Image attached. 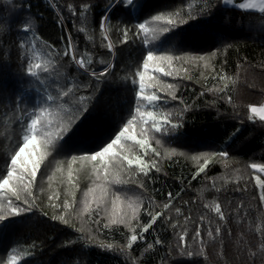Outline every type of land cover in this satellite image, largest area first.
<instances>
[{"label": "snow or ice", "instance_id": "obj_1", "mask_svg": "<svg viewBox=\"0 0 264 264\" xmlns=\"http://www.w3.org/2000/svg\"><path fill=\"white\" fill-rule=\"evenodd\" d=\"M225 5H231V8L225 9ZM98 7L99 0H77L67 5L74 22L98 24L99 47L107 49L110 60L103 57L97 60L93 52L88 50L81 52L80 43L73 39L71 31L60 37L64 41L63 48L56 46L59 41L42 39L38 35L37 18L30 14L20 15L28 11L22 3L6 19L0 17V105L4 109L0 115H5L6 122H12L15 136L14 143L12 138L9 139L12 147L4 156L5 166L0 168V234L23 222L28 215H34L38 209L36 189L39 187L38 176L46 174L44 167L47 165L42 164L45 157L48 160L61 156L67 159L69 153H74L68 161L69 186L64 193L71 197V202L65 200L62 206L64 211H59L61 205L55 203L53 207L59 214H53L51 220L74 227L67 218L68 209L71 208L81 220L86 218L90 227L87 230L83 226L75 228L79 234L76 240L65 241L63 247L79 242L83 250L96 247L118 253L124 256L125 264H149L147 259L141 258L161 245L162 240L157 235L152 243H148L146 234L163 220L171 227L176 240L175 246L169 245V253L177 251L179 256L188 257L190 264H209V248L217 245L220 249L217 264H264V212H258L247 225L253 236L258 238V244L244 239L243 231L233 242L236 233L230 226L232 216L239 218L236 221L238 225H244V218L249 216L251 206L246 208L241 200L234 210L226 213L219 196L222 192L225 195L243 194L254 181L253 190L259 192L258 203L264 205V162L246 165L243 172H247V176L236 169V185L231 193L226 190L230 183L227 177L222 178L224 183L221 187H217L216 178H211L210 188L215 190L217 196L205 202L197 216H193L190 207L187 215L182 212L181 208L188 206L189 201H183L181 207L175 206L174 201L180 199L183 188L175 197L169 191L167 202L161 206L154 195H148L146 186L153 170L155 173L162 171L160 149L166 142L178 141L183 137L186 116L201 108L195 99L189 104L178 94L179 84L158 87L147 81H158L160 73L164 77L190 80L191 76L180 77L175 68L177 64L211 67L215 75L205 78L203 90L197 97L211 93L214 98L206 101L203 107L216 108L218 116L220 101L232 106V118L239 120L242 127L245 118L235 111L238 105L233 98L238 76L233 79L224 72L228 63L226 58L219 72L214 67L222 51L227 57L232 45L222 44V47L207 51L204 47H197L195 42L202 39V33L210 25L220 24L225 28L233 26L229 15L220 19L222 11L240 14L235 27L264 34V0H240L238 3L235 0H203L202 4L195 6L186 4V0H162L158 6L148 3V0H107L99 13ZM0 11H3L2 6ZM57 23L63 30V19H58ZM85 31L84 27L77 29L78 33ZM113 32L117 36L116 43L111 38ZM223 36V31L219 28L215 30L214 39L222 41ZM7 37H13V40L6 49L5 44L9 43ZM86 39L93 42L95 47L92 36H86ZM117 44L122 47L118 49ZM125 48L135 50V55L129 53L121 69L128 74L120 80L109 82L108 78L115 70L117 51L123 55ZM13 51L18 61L15 76L19 87L9 91L3 79L12 66ZM244 62H247L246 57ZM237 67H241V64L238 63ZM260 67L264 69V65ZM209 80L216 83L208 87ZM105 83L123 87L130 93L124 101L128 108L119 110L116 117H110L112 126L108 129L102 128V122L87 123L89 116L100 111L96 100ZM219 83L224 86L218 87ZM161 92H164L163 96ZM261 94L264 95V89ZM176 101H179V105L169 107ZM246 109V120L256 123L258 118L260 126L264 127V103H249ZM104 114L108 115V112ZM17 127L18 132L15 131ZM241 127L230 134L229 140L221 145L222 148L227 147ZM150 141L156 147H152ZM195 146V138L184 144L188 149ZM165 154H178L196 161L198 167L193 179L200 173H206L207 166L214 158L226 161L229 157L228 151L178 152L176 148L165 149ZM201 160L203 163H199ZM77 161L92 162L91 186L82 194L75 190L79 185L72 181L71 165ZM241 181L244 183L243 188L240 187ZM180 183H183L182 179ZM40 191H44L43 187H40ZM227 203L232 209L233 202ZM42 215L47 216V213ZM120 226L125 231H120ZM116 231H120L126 244L101 239ZM138 241L147 245L141 252V258L132 256ZM230 244L231 256L228 251ZM36 248L37 245L33 243L24 256H34ZM15 251L13 248L9 252L6 264H26V260L12 254Z\"/></svg>", "mask_w": 264, "mask_h": 264}, {"label": "trees", "instance_id": "obj_2", "mask_svg": "<svg viewBox=\"0 0 264 264\" xmlns=\"http://www.w3.org/2000/svg\"><path fill=\"white\" fill-rule=\"evenodd\" d=\"M77 0H0V6L3 7V11H0V17L6 19L15 8H20L21 3L28 11L22 12L20 15H33L37 18L39 24L38 35L49 42H56L57 47L63 48L64 41L60 40V37L66 36L69 31L72 33L74 40H78L80 43V51L85 50L93 52L96 59L99 60L103 57L105 60H110L111 55L107 53V49L103 48L101 51L100 45V31L98 24L83 25L79 21H73L72 14L68 12L67 5L69 3H76ZM107 0H99V7L97 12L99 13L103 8ZM148 3L153 5H159L162 0H148ZM191 3L193 6L202 4L203 0H186V4ZM30 6V8H29ZM186 7V5H185ZM225 9H230L231 6H224ZM151 14H155L152 12ZM225 15H229L233 21L232 27H222L220 24L210 25L203 33L202 39L196 41L197 47H204L207 51L214 50L215 47L222 44H231L227 57L221 53L219 62L214 67L217 72L221 69V63L227 59L228 63L224 67V72L228 77L236 79L238 81L236 85V92L234 93V103L238 105L235 109L241 117H244V124L241 127L239 120L232 118L233 108L227 105L223 101L218 104L219 113L218 116L216 108H204L203 105L206 101L212 100L214 97L211 93H207L203 97H197V94L203 90L205 84V78L215 75L210 68H205L203 64L199 67L195 65H175V68L179 71L180 77L191 76V79H180L179 77H164L163 73L158 74V81H147L152 84H157L158 87H162L166 84H179L178 94L184 98L189 104L195 99L201 108L188 114L186 116V123L182 131L185 133L178 141L166 142L163 148L160 149V165L162 171L155 173L153 170L152 177L146 182L148 189V195H154L156 201L162 206L167 202L166 197L169 191L172 192L173 197L177 192H180L183 188L184 191L181 194L180 199L174 201L176 207H181L183 201H189L188 206L181 208L182 212L187 215L189 207L192 210L193 216H197L202 210V206L205 202L212 201L216 198L217 193L211 189V178H216L217 187H221L224 183V177H227L230 183L226 186L228 193H231L232 188L236 185V169H240L242 172L246 165L253 162H264V127H261L258 118L256 123H252L246 120L247 109L246 105L249 103H263L264 95L261 94L264 89V69L260 66L264 65V34L258 31L249 32L246 29L242 30L235 27V21L239 17L238 12H224L222 11L220 19L223 20ZM63 19L65 27L62 30L60 24L57 23L58 19ZM144 18H147L145 16ZM115 23V20L112 21ZM84 27L86 31L84 33H78L77 29ZM223 31V40L218 38L214 39V32L216 29ZM86 36H92L94 38L95 47L93 42L86 39ZM113 43H116L117 36L113 32L111 35ZM9 43L5 44V48L9 47L13 37L6 38ZM122 46L117 44V48ZM238 49V51H237ZM131 53L135 55V50L131 48H125L123 55L117 51L116 54V66L109 77V82L120 80L127 71H122L124 64L127 62L128 55ZM6 54V53H5ZM247 58V62H244V58ZM67 63V60L65 61ZM240 63L241 67H237ZM18 68V61L16 59L15 51L12 56V66L8 70V75L11 81L8 86H11V91H15L18 87V81L15 76V72ZM185 69L187 71L185 72ZM75 74L74 68L72 69ZM150 75H156L150 73ZM199 81V82H198ZM27 87V81L24 82ZM215 81L209 80L208 87H212ZM218 87H223V83H219ZM87 94V93H84ZM161 96L164 92L160 93ZM130 96V93L123 87L117 88L115 84L110 86L109 83H105L101 86V91L98 94L96 100L97 109L99 112H94L89 116L87 123L102 122V128L108 129L112 126V119L110 117H116L119 110H126L128 104L124 103L125 99ZM179 105V101L174 102L169 107H176ZM3 106L0 105V112H3ZM107 111L108 115L104 112ZM126 115V111H125ZM12 122L9 120L6 122L5 115H0V168L4 167V156L8 150L12 147V143L9 139L12 138V142L15 141L13 129L11 127ZM122 126V124L120 125ZM237 127H241V130L230 140L226 148H222L221 145L229 139L231 133L235 131ZM119 130V127L116 129ZM138 131L139 129H135ZM16 132L19 131L17 127ZM114 135V134H113ZM195 138L196 145L192 149L184 147L185 143H190ZM213 142V143H212ZM152 147H156L154 142H151ZM3 144V145H2ZM39 146V141H37ZM32 146L30 145L29 148ZM176 148L179 151H228L229 157L226 161L216 157L213 159L207 168L206 173H200L196 179H193V173L196 172L198 163L192 161L190 158L179 156L166 155L165 149ZM143 151V150H140ZM2 152V154H1ZM27 154V150L25 155ZM74 153H69L68 158L56 157L52 160H48L45 157L42 164L46 163L44 167L45 175L38 176L39 187L36 189L38 209L34 215H28L26 219L15 225L13 228L7 230L3 234H0V264H6L8 254L13 248L16 251L12 254L20 256L26 260V264H125L124 256L102 251L96 247L83 250V245L77 242L74 245L63 247L64 242L68 240H76L78 233L75 232V228L84 227L86 230L90 227L87 219L81 220L75 212L70 208L68 209V219L74 225H64L59 221H52L51 216L53 214H59L53 207L55 203L61 205L59 211H64L63 204L65 200L71 202V197L65 196V189L68 185V174L70 156ZM139 153H133L137 155ZM92 162H73L72 168V181L73 184L79 185L75 190L82 194L87 190V187L91 186V178L93 172L91 168ZM203 163V161H199ZM227 165V167H225ZM46 169V170H45ZM247 176V172H243ZM51 176V180L49 177ZM125 179L127 177H124ZM183 183H180V180ZM253 184L248 185L247 192L243 194L225 195L224 192L220 193V202L224 205L226 213L235 209L236 204L241 200L244 201L245 207L251 206V211L248 217L244 218V225H238L236 221L239 219L235 215L232 216L230 226L234 229L236 235L233 237V242L243 231L245 232L244 239L258 244L259 240L253 236V232L247 228L248 221L255 218L258 212H264V205L258 203V190H253ZM40 187H43L44 191H40ZM240 187H244L243 181L240 182ZM153 189L157 191L153 192ZM52 197V199H50ZM58 197V199H57ZM253 197H256L253 200ZM228 201H232V209L228 207ZM95 207V205H92ZM79 209H77L78 211ZM46 212L47 216H43L42 213ZM174 213V209H173ZM86 217V214H84ZM167 215V214H166ZM244 210H241V216L243 217ZM182 219V217H181ZM145 222H147L145 220ZM259 223V221H257ZM91 227H94L92 225ZM255 225H253V228ZM120 231H125L123 226H120ZM120 231L109 233L107 236H102L101 239L105 242H113V240L119 244H126V239L122 238ZM14 234V235H13ZM159 235L162 244L157 245L154 250H150L145 254V257L141 258V252L147 247V245L141 241H138L132 250V256L135 258L147 259L149 264H190V259L186 256H179L177 251L169 253V245L175 246L176 240L171 227L164 223L163 220L159 221L155 228L150 230L146 234L148 243H152L156 236ZM10 236V237H9ZM189 242H191L189 240ZM35 243L37 245L34 256L25 257L24 253L29 249V246ZM219 246H210L209 248V264H217V253L219 252ZM229 256L232 255V247L229 245ZM202 260V258H201ZM130 264V262H129Z\"/></svg>", "mask_w": 264, "mask_h": 264}, {"label": "rangeland", "instance_id": "obj_3", "mask_svg": "<svg viewBox=\"0 0 264 264\" xmlns=\"http://www.w3.org/2000/svg\"><path fill=\"white\" fill-rule=\"evenodd\" d=\"M235 2H240V0H235ZM227 6H231V5H227ZM10 81H11V78H10V76L7 74L5 77H4V79H3V83L5 84V85H8L9 83H10ZM7 89L9 90V91H11V86H8L7 87ZM264 103V102H263ZM229 140V139H228ZM227 141V140H226ZM224 145V144H223Z\"/></svg>", "mask_w": 264, "mask_h": 264}, {"label": "bare ground", "instance_id": "obj_4", "mask_svg": "<svg viewBox=\"0 0 264 264\" xmlns=\"http://www.w3.org/2000/svg\"><path fill=\"white\" fill-rule=\"evenodd\" d=\"M101 51H102V49H101ZM213 143V142H212ZM3 145V144H2ZM1 154H2V152H1ZM46 170V169H45ZM14 235V234H13ZM10 237V236H9Z\"/></svg>", "mask_w": 264, "mask_h": 264}]
</instances>
